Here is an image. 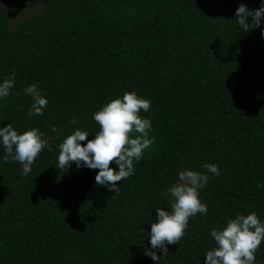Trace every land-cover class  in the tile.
Instances as JSON below:
<instances>
[{"label": "trees", "instance_id": "obj_1", "mask_svg": "<svg viewBox=\"0 0 264 264\" xmlns=\"http://www.w3.org/2000/svg\"><path fill=\"white\" fill-rule=\"evenodd\" d=\"M240 3L260 6L0 0V80L15 76L0 99V126L36 127L48 141L27 175L20 162L0 160V264H157L144 248L155 208H168L162 190L178 170L206 171V162L220 171L199 190L207 212L189 218L159 264H204L214 246L210 229L237 213L264 221V24L240 28ZM9 7L26 14L15 26ZM30 83L48 101L31 118L32 97L23 91ZM133 90L151 101L140 115L151 120L154 140L134 161V173L115 182L119 191L96 185L98 169L74 162L57 169L63 138L80 127L91 139L99 130L92 113ZM255 257L264 264V241Z\"/></svg>", "mask_w": 264, "mask_h": 264}, {"label": "clouds", "instance_id": "obj_2", "mask_svg": "<svg viewBox=\"0 0 264 264\" xmlns=\"http://www.w3.org/2000/svg\"><path fill=\"white\" fill-rule=\"evenodd\" d=\"M237 25L242 29L260 27L264 24V0L260 6L250 10L240 3L234 10ZM250 18V19H249ZM264 38V27H261ZM15 83L14 73L0 80V99L7 97ZM32 97L27 115L39 116L47 105V97L37 83H30L23 89ZM151 101L139 96L134 90L116 96L92 113V118L99 125L91 139L88 130L80 127L67 134L58 145L55 167L70 166L74 162L77 168L98 169L94 176L96 185L105 186L114 193L119 191V184L134 173V161H139L145 149L152 144L154 137H149L151 120L140 115L148 112ZM75 123V117L70 120ZM56 131V125L51 126ZM130 133H139L134 137ZM81 144V141H85ZM45 133L36 127L18 132L12 123L0 126V160L20 162L21 174L31 171L34 159L47 146ZM112 162L116 167L109 166ZM206 171L190 168L178 170L174 183L162 190L169 197L168 208L156 207L155 219L147 232L148 247L144 254L159 264L160 256L168 252L167 245L178 242L185 234L190 217L198 212L204 215L207 205L200 199L199 190L204 188L210 175H220L217 164L204 163ZM214 246L204 252V264H258L256 249L264 241V221L255 212L247 215L237 213L226 219L223 227H213L209 231ZM159 251L160 255L157 254Z\"/></svg>", "mask_w": 264, "mask_h": 264}, {"label": "rangeland", "instance_id": "obj_3", "mask_svg": "<svg viewBox=\"0 0 264 264\" xmlns=\"http://www.w3.org/2000/svg\"><path fill=\"white\" fill-rule=\"evenodd\" d=\"M9 12L12 15V26H15L17 24V22L23 18L24 16H26V14L20 13L18 11H14L11 7H9Z\"/></svg>", "mask_w": 264, "mask_h": 264}]
</instances>
